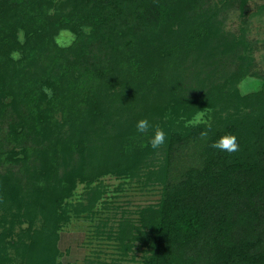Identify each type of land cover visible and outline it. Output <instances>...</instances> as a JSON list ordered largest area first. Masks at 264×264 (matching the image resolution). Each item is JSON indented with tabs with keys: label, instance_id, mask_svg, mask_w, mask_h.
<instances>
[{
	"label": "trees",
	"instance_id": "obj_1",
	"mask_svg": "<svg viewBox=\"0 0 264 264\" xmlns=\"http://www.w3.org/2000/svg\"><path fill=\"white\" fill-rule=\"evenodd\" d=\"M165 1L68 0L67 2L71 4L69 10L71 18L60 24L63 23L75 30V24L82 25L86 22L84 25L92 28L91 35H85L80 29L81 36H77L81 38L79 45L66 48L62 55H58L57 52L52 54V60L58 59L57 62L54 61L56 66L43 67L38 64L40 70H37L38 67L30 59L29 54H26L25 60L21 59L16 66L0 63V96L10 98L3 106L11 107V113L19 118L24 116L27 109L32 120L29 124L33 126L37 125L38 116L45 118L40 133L37 134V131L33 130L38 144H41L34 150L36 153L41 152L44 160L40 163L38 172L30 174L34 180L42 177L48 181L51 163L58 165L66 159V155H72L73 150L69 146L58 145L64 144L59 140L52 144V149L45 143L46 140L49 141L50 132H55L59 128L53 130L51 128L55 122L52 115L57 106L65 101L69 102L70 110L72 109L70 116L74 118L76 106L72 105V102L81 98L84 106L79 111L94 124L89 126L106 131L111 121L119 123V113L123 114L127 107L121 103L125 102L123 99L119 98L117 103L114 102L112 96L116 89H120L119 83L109 78L112 68L107 67L104 71L105 67L102 65L107 66L108 62L115 61L116 58L123 59L140 41L151 37L149 33L154 31V27H149L148 32L146 25L161 15L167 3ZM177 1L180 0H174ZM51 5L52 0H0V14L3 12L1 14L3 24L0 25L10 29L4 23L12 21L14 27L15 22L24 21L32 23V26L45 28V18L54 13L50 14L48 11ZM3 18L6 19L5 22ZM194 20L199 19L193 15L188 23L190 26L183 24L185 27L182 36L185 39L191 37L193 30L197 28H192ZM219 29V24H207L206 34L214 36L217 42H224L221 34L220 38H217ZM11 35V32L5 38L3 35L1 42L11 44L13 40ZM49 51H52V48ZM61 56L68 62L62 64ZM242 56L240 58V54H236L234 60L223 56L211 58L207 68L204 66L205 63L196 59L190 63H183L192 75H196L191 83L194 90L186 99L172 98L164 103L148 102L143 109L133 112L136 123L145 118L152 124L165 121L160 127L166 130L168 139L163 145L162 163L158 165L153 164L149 158L147 160L146 167L149 171L146 179L161 186V197L156 205H147L138 212L137 221L141 227L147 228L144 245L148 254L144 256L143 264H264V76H254L260 80V88L248 91L244 95L240 94L237 84L245 77L244 75H248L245 74V63L247 66L251 64L250 59H243ZM230 62L242 66L243 69L235 68L225 76L224 67ZM25 63H29L31 69H26ZM154 66H149L151 68L147 71L156 73L159 69ZM103 77L106 83L100 81ZM141 78L143 82L147 78L145 69L141 73ZM44 85L48 86V90L42 88ZM138 92L140 89L136 90V93ZM40 97L46 100L48 110L37 105ZM14 98L20 99L17 100V105L14 104L16 102ZM20 101L25 107L24 110L18 104ZM55 103L57 104L54 106ZM230 104L235 109L227 113L224 109ZM207 107H210L212 119L217 121L218 126L212 124V131L201 148L200 165L186 167L181 175L174 179L170 168L176 150L183 143L200 138L202 130L183 128V124L177 125L175 120L180 115L190 117L196 111ZM167 112L172 118L164 120ZM9 125L10 130L15 133L17 123ZM129 132L131 133L130 129ZM229 133L237 137L240 145L238 152L228 154L209 147L211 142ZM141 136V140L134 136L133 139L137 143L126 146L135 148L139 143L134 149V154L129 153L128 149L125 150L126 154L130 155L128 158L115 157L116 152H113L115 143L111 141H108V151L104 150L98 160L90 161V158H85L80 149L77 165L64 173L61 186L48 183L51 188L46 190V193L50 192V195L47 194L45 199L40 192L42 189L38 186L36 190L30 192V197L26 198L17 176L10 173L0 174V202H11L15 206L12 214L26 216L28 233L35 217L40 215L44 220L40 228L48 225L49 234L54 238L56 231L67 218L68 208L63 204V200L74 188L76 181H85L89 184L103 174L131 178L133 173L129 169L140 163L138 162L140 155L146 156L150 147L142 145H147L151 136L148 134ZM118 138L121 139V136L118 135ZM66 143L69 144L67 140ZM44 147L46 149L41 151ZM20 151L27 154L24 149ZM16 154V151L10 149L7 159L11 157L9 159L15 162L24 159L23 167L31 172L30 165L33 161L30 164L24 157L12 158ZM56 186L59 188L58 192L55 190ZM82 209L89 211L90 208L85 205ZM123 221L131 223L126 219ZM32 232L28 235L30 238L28 243L21 248L25 250L24 256L29 258L31 256L27 255L26 251L36 248V237L43 240L42 230ZM0 236L10 237L11 234L8 231H1ZM108 237H111L109 233ZM112 237L123 253L130 249L131 244L127 240L128 233L125 227L119 226ZM49 238L48 236L42 241V249L47 250V253L43 252L41 255L45 256L44 259L32 257L31 264H54L53 256L48 254L51 252L55 255L53 240ZM0 262L8 264V259L0 257Z\"/></svg>",
	"mask_w": 264,
	"mask_h": 264
},
{
	"label": "rangeland",
	"instance_id": "obj_2",
	"mask_svg": "<svg viewBox=\"0 0 264 264\" xmlns=\"http://www.w3.org/2000/svg\"><path fill=\"white\" fill-rule=\"evenodd\" d=\"M67 1L52 0V5L48 7V11L50 14L54 13L45 18V28H42L44 26L35 27L31 25L32 23L24 21L15 22L16 26L14 27L12 21L4 23L10 29L0 25L2 29L0 30V42L3 41V35L5 38L10 32L13 38L11 44L0 43V63L11 66L18 65L21 61H13L10 58V53L13 50H19L22 53V60H25L26 54H29L30 59L37 65V70H40L39 66H56L54 61L57 62L58 59L52 60L53 53L57 52L58 55H62L66 48L79 45L81 38L77 36L80 35V29L85 26L86 22L82 25L75 24V30L63 25V23V26L60 24L71 18L69 13L71 4ZM165 2L167 3L157 18L158 20H153L146 25L148 32L149 27H154V31L149 33L151 37H146L140 41L137 47L126 53L123 59L116 58L115 61L108 62L107 66L106 64L102 65L105 67L104 71L107 70V67L112 68V74L109 78L119 83L120 89H116L117 91L112 96L114 102L117 103L119 98L123 99L125 102L121 103L127 107L123 114L122 112L119 113L118 124L111 121L108 123L106 131L89 126L92 123L79 111L84 106L81 98L72 102V105L76 106L74 118L72 115L70 116L72 109L70 110L71 105L67 101L55 109L52 115L55 122L51 128L52 130L59 128L56 129V133L50 132L49 141L46 140L45 143L52 149V144L59 140L60 143L64 144L58 145L61 147L69 146L73 151L71 156L66 155V159L59 162L58 165L51 163V170L47 176L49 182L42 177L36 178L39 180L36 182L37 180H34L33 176L30 175L38 172L40 163L44 161L41 157L42 153L35 152L41 144H38L33 130L37 131V134L40 133L45 118L42 119L38 116L37 125H30L32 120L28 116L27 109L24 116L19 118L11 113V107L3 106L10 98L0 96V174L10 173L17 176L16 178H19L20 186L22 185L26 198L30 197V192L33 189L36 190V186L42 189L40 192H42L44 199L47 198V194L50 195V192L46 193V190L51 188L48 185L61 186L64 173L70 167L77 165L80 149H82L81 152L85 158H90V161L98 160L104 150L108 151V141L115 143L113 149V152H116L115 157L128 158L130 155L126 154V149L129 150V153L133 152L134 154V149L139 146V143L135 148L126 146L137 143L133 139L134 136L138 140H141L142 136L136 131L137 123L134 120L135 114L133 112L143 109V106H146L145 103H164L172 98L186 99L193 92L191 83L192 78L196 75H192V72L185 68L183 63H190L191 60L196 59L205 63L204 66L207 68L211 58L217 59V56H223V58L234 60L235 55L240 54V58L243 55V59H250L251 64L248 65L250 66L248 69L247 63H245V70H248V72L245 71V74L248 75H244L245 77L237 84L239 93L244 95L248 91L260 88V80L254 76H264V0H180L179 2L166 0ZM1 14L0 24H3ZM193 15L199 20H194L192 28H197L193 30L194 33L191 37L185 39L182 36L183 27H185L183 24L190 26L188 23L192 20ZM3 19L5 22L6 19ZM47 22H50L51 25ZM210 23L219 24L220 29L217 38H220L219 34H221L224 42H217L214 36L206 34V26ZM53 26H57V28ZM18 29L24 31L25 42L23 44L18 42ZM51 48L52 51H49ZM60 59L62 64L68 62L63 56ZM28 64L25 63L26 69H31ZM151 65H155L154 67H158L159 70H156V73L148 72L147 70L151 68L149 67ZM238 67L243 69L242 66H236L230 62L224 67L225 76H228ZM144 69L147 78L143 82L141 73ZM100 81L106 83L104 77ZM42 88L48 90L47 85ZM139 89L140 92L136 93V90ZM133 93L135 94L133 95ZM17 100L20 99H16V102L12 101L17 105ZM18 104L23 110L25 109L21 101ZM46 104V100L41 97L37 101V105L40 107L45 108ZM45 109L48 110L47 107ZM233 109L235 108L230 104L224 110L228 113ZM160 122L159 125L161 126L165 121L161 120ZM13 123H17L15 133L10 130L9 124L12 125ZM212 124L218 126L215 119H212ZM164 131L166 133V130ZM13 134L16 136H12ZM118 135L121 136V139L118 138ZM148 135L151 136L152 133L149 132ZM105 139H107L106 142ZM66 140L69 144L66 143ZM204 142L205 140L201 137L196 140L192 139L183 143L176 150L170 168L174 179H177L186 167L200 165L202 159L200 152ZM10 149L17 152L16 156L12 158L24 157L30 164L33 161L30 165L31 172L23 167L24 159L16 162L9 159L11 157L7 159ZM20 149L26 150L27 154ZM45 149L46 147L41 148V151ZM61 157L63 158V156ZM162 157L163 146L158 150L149 147L146 156L140 155L138 161L140 163L129 169L133 173L131 178H117L113 175L103 174L89 184L85 181H76L74 188L63 200V204L68 208L67 218L56 231V236L52 238L53 235L49 234L48 225L43 229L40 228L44 223L40 215L35 217L29 233L40 229L43 231V236H41L43 240L48 236L51 241L53 240L55 255L51 252L48 254L53 256L54 264H143V258L148 254L144 245L147 228L141 227L137 221L138 212L147 205H156L161 197V186L155 182L150 183L146 179L149 171L146 165L148 158L152 160L153 164L159 165L162 163ZM157 166L154 165V167ZM52 189L54 188L52 187ZM58 189H55L56 192ZM85 205L89 206V211L82 209ZM14 210L15 206L11 202H0V232L8 231L11 234L10 237L0 236V257L7 258L8 264H31L33 262L32 257L36 256L38 259L43 252L47 253V250L42 249L43 240L41 241L40 237H36V248L26 251V254L30 255L31 258L24 256L25 250L21 248L25 247L24 245L30 239L29 233L26 231L29 227L28 220L26 216L12 214ZM123 219L131 223H126ZM119 226L126 228L127 240L131 244L130 249L125 253L117 247L118 243L112 237ZM108 233L111 237H108ZM44 257L40 259H44ZM0 264L5 263L0 262Z\"/></svg>",
	"mask_w": 264,
	"mask_h": 264
},
{
	"label": "clouds",
	"instance_id": "obj_3",
	"mask_svg": "<svg viewBox=\"0 0 264 264\" xmlns=\"http://www.w3.org/2000/svg\"><path fill=\"white\" fill-rule=\"evenodd\" d=\"M81 31L85 35H91V26H82ZM17 39L20 44L25 42V35L23 29L17 30ZM10 58L13 61H19L22 59V53L19 50H13L10 53ZM51 95V93H49ZM170 114H166L164 119H171ZM177 125L183 124V128H202L200 132L201 139L207 140L209 133L212 131V116L210 114V107L203 110H198L193 113L190 117L185 115H180L178 119L175 120ZM136 131L140 134L152 133L149 138L147 145H142V147L150 146L153 150L160 149L166 143V133L160 127L159 124H152L148 119H141L136 124ZM209 147L218 150L220 152H227L232 154L239 151L240 145L238 143L237 137L233 134H225L215 141L209 144Z\"/></svg>",
	"mask_w": 264,
	"mask_h": 264
}]
</instances>
